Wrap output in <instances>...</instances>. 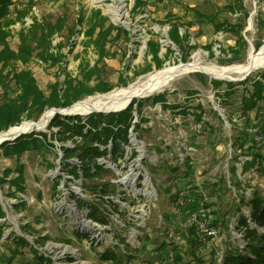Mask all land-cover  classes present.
<instances>
[{
	"label": "rangeland",
	"instance_id": "374dc122",
	"mask_svg": "<svg viewBox=\"0 0 264 264\" xmlns=\"http://www.w3.org/2000/svg\"><path fill=\"white\" fill-rule=\"evenodd\" d=\"M13 1L15 4L12 5V17L16 15L13 8L22 11L29 9V14L24 17L23 22L18 20L10 25L9 43L13 49H17L19 44L18 31L22 26L30 25L33 22V16L39 19L47 17L52 21L59 16H65L67 19V28L55 35L53 39L54 44L59 41L65 44L62 50L66 57L60 64L63 69H59V65H46L36 57L28 64L39 86L46 92H49V83L56 80L57 74L60 75V80L65 78V69L73 76L78 75L81 59L79 54L83 52L84 42H86L85 24H78L77 31L72 37L69 35L68 28L77 23L79 15L84 13L88 16L94 8L101 9L107 16L106 24L113 23L123 26L131 36L130 40L123 36L120 40L107 44L111 51L117 52L115 57L107 58L100 63L105 69L103 77L112 85L111 90L137 82L142 76L168 64L173 65L183 61V53L169 37V25L160 23L165 20L168 12L180 15L187 23L195 19L193 11H188L187 7H197L203 12H217L220 21L225 20L230 24L239 23L244 26L243 35L247 44L242 47L240 53H232L228 50L235 46L237 39L231 31L217 32L211 24L195 23L190 26V36L186 42V50L190 52V55L186 61L192 60L193 56L198 54L203 64L243 63L248 59L251 50L259 51L264 43V0H242L239 9L236 5L239 0H142L144 5L138 12L132 11L135 0ZM232 5L236 6L235 10L231 8ZM115 12L121 14L120 19H116ZM181 32H184V28H181ZM150 38L161 39L163 47L160 55L166 59L161 67H157L152 59L148 47ZM210 42L213 43V55L205 47ZM256 44L260 47L257 48ZM194 45L195 47H190ZM167 47L175 51L170 57L166 56ZM85 55L92 63L97 58L93 47H88ZM148 66L151 67L147 72L135 74L136 71ZM13 67L20 69L23 65L18 63ZM262 70L264 67L253 70L246 79L258 76ZM120 75L126 77L127 84L120 82ZM213 79L216 78H211L199 70L183 73L170 85L150 95L163 93L165 103L162 101L152 103V100L148 99L144 101L142 116L134 111V120L140 121L142 117L146 120L141 121L139 129L131 130L130 128L129 136H137L138 140L146 141L150 155L154 151L158 153L156 161H151L153 155L143 160L159 195V199L153 205L152 213L144 223H140L134 217L135 201H132L127 209L118 205V208L122 210L121 218L118 220H110L108 225L91 223L90 230H87L83 219L78 216L81 212L72 208L74 199L78 197L101 202L96 192L87 190L85 182L93 186H101L104 182H109V186L115 188V191H110V196L103 198L104 208H106L105 204L117 200L119 193L125 197L123 199L125 201L132 198V193L130 195L126 190L124 193L116 190L117 180L123 178V174L128 171L127 168L133 163L131 158L138 155L137 152L129 158L127 153L124 154L123 144L117 153H112L113 149H108L110 155L106 156L118 163L120 167L118 165L117 167L121 172L116 169H106L90 180L82 179L81 171L80 176L75 177L67 170H63L66 167L65 164L70 161L65 160L63 155L61 157L60 151L63 153V150L60 145L62 144L52 136V131L58 127L49 125L52 119L43 130H32L39 132L35 135L39 138L43 136L40 132L47 133L48 136L47 140L39 143L37 147L27 149L20 155L16 153L6 155L3 152L4 148L0 147V178L5 170L11 169L7 181L0 184V203L6 211V216L0 218V260L10 262V264H43L35 257L37 254L32 249L34 245L38 251L40 250L39 252L52 258V262L46 264H161L162 258L168 252H173L174 257L180 263L200 264L203 259L211 258L214 252L211 250L203 252L200 262L199 257L196 256V244L188 241L189 218L183 210H176L175 205L172 204L176 190L187 182L194 184L193 191L196 195H199L201 187L208 195L207 203L211 222L213 221V224L220 230L224 255L236 249L237 245L231 238L230 224L234 217L242 215V208H247L246 206L250 208L247 204L250 199H246L243 195L247 189L253 190L256 184L264 187V173H259L256 167L252 166L253 168L246 170V176L240 175L243 166L238 160L235 161L236 172H230L229 169L234 164L231 161L233 156L231 137L236 139L235 137L238 136V140L252 143V136L250 133V136L246 135V132H249L248 128L253 123L260 125L261 130H264V105L261 102L259 110L256 108L252 110L251 117L247 118L243 115L240 102L245 94L244 84L235 86V92L228 100V104L223 105L221 96L228 89V85L223 82L216 88L212 83ZM3 92L14 96L18 88L13 81L10 82L7 90L0 86V100ZM107 92H96L80 100ZM147 97L149 96L134 99ZM198 104H202V107L199 108ZM220 107L227 109L232 115L233 124L227 125L224 119L223 121L219 119ZM201 109L203 113L202 118L199 119L197 114H201ZM225 119L228 120L227 112ZM27 120L36 119H24L20 124ZM185 137H188V146L191 147L193 153L190 159L181 162L178 158L179 141L186 145ZM64 144L67 146L73 142L67 140ZM104 147V144H101V148ZM258 148L264 154V141L258 144ZM124 149L129 148L124 146ZM121 152L123 154L118 157L117 154ZM234 154H239V158L249 156L243 155L242 150L236 151V149ZM116 156L117 159H115ZM19 167L22 168L25 178L24 190L17 191L13 195L15 186H10L9 179L18 175ZM57 183L58 187H56ZM120 204L128 206L127 202ZM77 229L88 236H78ZM132 233L139 235L141 242L139 248L128 247L119 262L100 260V252L104 250V245L116 244L118 239L120 242L123 238L128 241ZM40 236L46 239L36 241ZM21 237L28 243H19L18 239ZM92 238L96 240L94 246L90 244ZM115 247L121 252L117 246ZM212 264L216 263L212 262Z\"/></svg>",
	"mask_w": 264,
	"mask_h": 264
},
{
	"label": "trees",
	"instance_id": "16d2710c",
	"mask_svg": "<svg viewBox=\"0 0 264 264\" xmlns=\"http://www.w3.org/2000/svg\"><path fill=\"white\" fill-rule=\"evenodd\" d=\"M13 0H0V86L7 90L10 82H14L18 88V92L14 96H9L8 93L3 92V96L0 100V132L7 130L9 127L20 124L24 119H38L45 110L52 107H65L73 104L77 100H80L88 95H92L96 92H107L112 89V85L103 77L104 66L100 64L107 58L115 57L117 52L111 51L108 47V43L116 42L123 36L127 40L131 39L129 31L123 26H117L113 23L106 24L108 18L105 16L101 9L94 8L88 16L84 13L79 15V19L76 24L69 27V35L72 37L77 31V25H84V34L86 36V42H84V50L79 54L81 57L79 62V73L77 76H73L67 69L64 70L65 78L60 80V75L57 74V78L54 82L49 83V92L44 91L38 84L31 68L28 64L33 58H38L46 65L56 66L59 65V69L62 68V61L66 57L63 52L65 46L63 41H59L57 44L53 43L54 36L61 33L67 28L66 17L59 16L55 21L43 17L41 19L33 16V22L28 26H22L18 31L19 44L17 49H13L9 43V37L11 35L10 25L19 21H24V17L29 14L28 10L15 9V17H12V5ZM143 1L135 0V4L132 7V11L138 12L142 9ZM238 9L242 5V0H239L236 4ZM231 8L235 10L236 6L232 5ZM187 10H192L195 19L184 22L183 18L172 12H168L165 20L160 23H167L169 25V37L178 45L180 51L183 53L182 60L186 61L190 55V52L186 50V42L190 36L189 27L198 23L199 25L211 24L214 29L218 31H231L237 36L235 46L230 47L228 50L232 53H240L242 47L247 42L243 35L244 26L236 23L230 24L229 22L219 20L217 12H203L197 7H187ZM181 28H184V32H181ZM88 47H93L97 58L92 63L85 53L88 52ZM148 47L152 55V59L157 67H161L166 59L162 58L160 51L162 50L161 39L150 38L148 40ZM191 48L195 47L190 46ZM205 47L208 49L211 55L214 54L213 43H207ZM256 47H260L256 44ZM175 51L171 47H167L166 56L170 57ZM21 63L22 68L18 69L13 67ZM12 66V67H11ZM151 66L144 67L141 70L135 72L136 75L142 74L150 70ZM119 80L123 84H127L126 77L120 75ZM223 82H226L228 89L222 94L223 105L228 104V100L235 92L234 88L237 85L244 84L245 94L242 96L240 102L242 103L243 115L247 118L251 117V111L255 108L259 110L260 103L264 105V70L259 72L258 76L252 79H244L240 81H222L219 79H213L212 83L216 88ZM250 82V86H248ZM219 93V92H217ZM219 95V94H217ZM151 99L152 103L162 101L165 103V95L155 94L147 98L133 99V101L124 109L119 111H112L110 113H97L91 112L87 116L82 115H62L56 113L50 124L55 125L58 128L52 131V136L61 142H65L68 139L74 142V147L68 148L63 145L64 159H69L73 156H77L82 160L81 166L72 165L71 163L65 164V169L70 173L79 175V169L83 172V179L90 180L99 173L105 171V167L99 165L96 161L97 156L106 154L107 149H102L98 143L106 144L110 138L114 142V152L120 148L119 139L123 141L128 140L129 128L134 124L135 128L141 127V121L146 118H141L139 122L133 123L134 111H137L142 116V107L144 101ZM202 104H198L201 108ZM213 109V108H212ZM217 113L216 110L213 109ZM227 112L228 121L233 124L234 118ZM258 112V111H257ZM201 114H197L199 119L202 118L203 110ZM255 118V117H254ZM219 119L223 121V118L219 114ZM256 119V118H255ZM255 124V123H253ZM258 125V124H256ZM260 126V125H258ZM250 128V127H249ZM248 128V129H249ZM37 131H31L28 133L20 134L18 137L12 140H5L0 144L4 154L10 155L16 153L22 154L25 150L32 147H37L39 143H43L47 140V133L40 132L41 136H35ZM250 135L253 138L252 133L246 132V135ZM263 139L245 143L242 140H238L239 137H231L233 156L230 167V172L235 173L237 166L235 161H239V154H234V151L242 150L243 155L252 156V160H246L243 164V170H249L256 167L259 173H264V154L258 148L259 143L264 141V130L261 131ZM249 135V136H250ZM55 145V144H51ZM235 148V149H234ZM247 151H246V150ZM258 165V166H257ZM253 166V167H252ZM80 167V168H79ZM96 168V170H94ZM11 173V169H7L4 175L0 178V184L7 181L8 175ZM24 176L22 174V168H18V175L9 179L10 186H15V191L12 194H16L17 191L24 190ZM184 183V182H183ZM88 191L97 193L100 196L101 202L89 201L79 199L80 206H87L89 208L88 216L93 220L101 223H109V218L103 207V198L105 195H109L110 191H115V188L109 186V182H104L101 186L92 185L85 182ZM250 205L251 224L249 221L242 217L240 223L246 226L245 237L247 240L245 252H242L238 247L234 250H230L224 256L225 264H264V232L260 231V227H264V187L256 184L253 186L252 197L247 202ZM6 216L2 204L0 203V218ZM78 236H88V234L82 233L80 230H76ZM189 234V232H187ZM46 237L37 238L36 241H43ZM189 239V240H188ZM187 240L192 243L189 238ZM18 242L21 244L28 243L24 238H19ZM95 241L92 242L94 246ZM104 250L100 252V260L104 261H116L119 262L123 253L126 251H117V249L104 245ZM32 249L36 252L38 261L46 264L52 262L50 256H46L43 252H39L33 245ZM194 252V251H193ZM197 259V258H196ZM200 262L202 261L199 258ZM197 259V261H199ZM0 264H10V262L1 261ZM34 264V263H28Z\"/></svg>",
	"mask_w": 264,
	"mask_h": 264
},
{
	"label": "built area",
	"instance_id": "2783aa9c",
	"mask_svg": "<svg viewBox=\"0 0 264 264\" xmlns=\"http://www.w3.org/2000/svg\"><path fill=\"white\" fill-rule=\"evenodd\" d=\"M220 111L226 117L225 108L220 107ZM135 122H139V121H136V119L135 120L133 119V123ZM130 128L131 130L135 128L134 124ZM249 131L252 133L254 141L257 142L263 139V135L261 133L262 130L259 126L252 124L251 127L249 128ZM185 141H186V145H184L182 141H179L180 151L178 153V158L181 160V162L190 159L193 153L191 151V147L188 146V142H187L188 137H185ZM119 142H120V148H121V145L123 144L124 154L127 153L129 158L138 152L137 157L131 158V162L133 161V163L127 168L128 171L126 173L124 174L122 173L123 178H120L117 180L118 186H116L117 192L124 193L126 190L128 191V194L131 195L132 193L131 195L132 198L125 201L123 200L125 199V197L121 193H119L117 200H112L108 204L104 203L106 206L105 212L109 218V223H110V220H118L119 218H121L122 210L118 208V205H121L122 208L127 209L130 203L132 201H135L134 205H136V208H135L134 217L140 223H144L146 218L149 216V214L152 213L153 205L155 204L156 200L159 199V195L156 189L154 188L151 175L147 167L143 163V160L144 158H149L153 155L152 156L153 158L151 161H156L158 160V153L157 151H154L153 154L150 155L147 150L146 141L142 139L138 140L137 136H129V133H128L127 141H123L119 139ZM61 144L62 145L60 144L59 145L61 146L63 150V153H61L62 151H60V154L62 157V155L64 156L63 145L64 146L66 145L64 144V142H61ZM96 144H98L101 147L102 143L97 142ZM74 145L75 144L73 142V144L67 145L66 147L72 148L74 147ZM104 146H105L104 148L107 149V153L97 156L96 158L97 163L99 165L104 166L105 169H112V170L116 169L118 172H121L119 171L120 169L117 167L118 163L113 161L111 157H106L108 154V149H111V150L113 149L112 153H117L118 151H120V148L114 152V142L112 138H110ZM124 146L129 149L125 150ZM122 154H123L122 152L120 154L118 153L117 156L119 157ZM117 156L115 159H117ZM246 160H252V156H242L239 158L240 164L242 166ZM69 161L70 162L68 163H71L73 165L81 166L82 164V160H80L77 156H73L69 158ZM109 166L113 168H110ZM63 170H67V169H63ZM94 170H96V168H94ZM80 171L82 172V170L79 169L78 176H76L73 173H70L69 171L68 173H70L72 176L79 177ZM240 175L246 176V171L242 169ZM81 176L83 179V172ZM58 185L59 184L57 183L56 187H58ZM119 185H120V189H119ZM193 189H194V184L192 182H187L183 186L179 187L176 190L175 194L173 195L172 204L175 205L176 210L178 211L183 210L186 213L187 217L189 218L188 219L189 222L187 226L190 227L191 232L189 231V235L192 240V243L196 244V247H195L196 256L201 258L203 252L207 250H211L214 252V254L212 255V262L216 264H225L223 240H222V237L219 235V232H220L219 228L215 224H213V221L211 222L210 211H209V207L207 203L208 195L202 190V187L199 188V191H200L199 195H196ZM72 191H75V190H72ZM252 191H253L252 189L251 190L247 189L243 197H246V199H251ZM105 196H110V195L107 194ZM79 199L82 200L84 198H81V197L75 198L72 208H75L77 209L78 212H81L82 215L78 213V216L83 219L84 225L86 226L87 230L91 229L90 226L87 227V225H91V223L102 224L101 222L93 220L91 217L88 216L89 208L87 206H80L78 203ZM122 202L124 203L127 202L128 206L126 204L125 205L120 204ZM246 207L247 208H242V215H237L236 217H234L230 224L231 238L233 242L237 245V247L240 250H242V252H245L244 249L246 247L247 240L245 237L246 226L242 225L240 223V220L242 217H245L251 224L250 208H248V206ZM85 220L87 221V224H85ZM103 224L108 225V223L106 224L103 223ZM83 229L85 228L83 227ZM260 231L264 232V227H260ZM118 240L116 244L112 243V244H106V245H109L115 249H117L115 247L117 246L118 249H120L121 251H127L126 249L128 247L139 248L141 246L139 235H137V233H132L129 236L128 241L126 238H123L122 240H120V242ZM93 241L96 242V240L92 238L90 244H92ZM209 263L210 262L208 260L203 259L202 263L200 264H209ZM161 264H184V263L178 262L177 259L174 257L173 252H168L165 254L164 258H162Z\"/></svg>",
	"mask_w": 264,
	"mask_h": 264
},
{
	"label": "bare ground",
	"instance_id": "6f19581e",
	"mask_svg": "<svg viewBox=\"0 0 264 264\" xmlns=\"http://www.w3.org/2000/svg\"><path fill=\"white\" fill-rule=\"evenodd\" d=\"M116 13V12H115ZM116 19H120L121 14L116 13ZM264 67V43L259 51L251 50L248 59L243 63L231 65L203 64L198 54L193 56L192 60L181 61L175 64H168L163 68L156 69L142 76L137 82L130 83L126 87L111 90L104 94H97L76 102L69 108L59 109L63 114L87 115L93 111H105L120 109L127 105L135 97L154 94L175 80L183 73L193 70H203L211 78L235 79L248 76L253 70ZM55 109L46 110L38 120L24 121L19 126H13L5 131L1 140L15 139L20 134L28 133L32 130H43L53 115ZM85 224L87 221L85 220ZM89 227V225H87ZM134 236V235H132Z\"/></svg>",
	"mask_w": 264,
	"mask_h": 264
},
{
	"label": "water",
	"instance_id": "95a60500",
	"mask_svg": "<svg viewBox=\"0 0 264 264\" xmlns=\"http://www.w3.org/2000/svg\"><path fill=\"white\" fill-rule=\"evenodd\" d=\"M199 71L204 72L203 70H199ZM204 73H205V72H204ZM246 77H247V76L245 75V76H243V77H238V78H235V79H228V80H230V81H240V80H244ZM216 79H221V78H216ZM150 95H151V94H147V95H145V96H150ZM141 97H143V96H141ZM130 102H131V101H130ZM130 102H129L127 105H125L124 107L120 108V109L110 110V111H108V112H105V111H95V112H98V113H99V112H100V113H110V112H112V111H119V110H122V109L126 108V107L130 104ZM72 105H74V104H72ZM72 105H71V106H72ZM71 106H68V107H52V108H50V109H55L56 113L63 114V112L60 111L59 109H66V108H69V107H71ZM216 109L218 110V108H216ZM218 111H219V114L221 115V117L225 120L226 124L229 125L230 122H229L228 120L225 119V116L221 113L220 109H219ZM56 113H55V114H56ZM90 113H91V112H90ZM90 113H88V114H90ZM88 114H87V115H88ZM87 115H83V116L85 117V116H87ZM53 116H54V115H53ZM27 121H29V120H27ZM14 126H19V125H14ZM11 127H13V126H11ZM11 127H9L7 130H9ZM7 130L1 131V132H0V136H1L5 131H7ZM5 140H11V139H5ZM5 140H1V139H0V144H1L3 141H5Z\"/></svg>",
	"mask_w": 264,
	"mask_h": 264
},
{
	"label": "crops",
	"instance_id": "0c3cea01",
	"mask_svg": "<svg viewBox=\"0 0 264 264\" xmlns=\"http://www.w3.org/2000/svg\"><path fill=\"white\" fill-rule=\"evenodd\" d=\"M205 257H208V256H205ZM205 260H207V259H205ZM208 261L210 262L209 264H212V256H211V258L209 257Z\"/></svg>",
	"mask_w": 264,
	"mask_h": 264
}]
</instances>
